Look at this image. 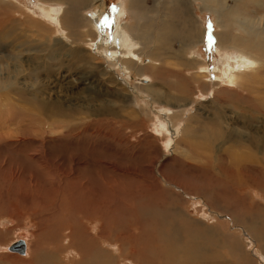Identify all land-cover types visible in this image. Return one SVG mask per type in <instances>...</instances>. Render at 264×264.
<instances>
[{
  "label": "rangeland",
  "instance_id": "1",
  "mask_svg": "<svg viewBox=\"0 0 264 264\" xmlns=\"http://www.w3.org/2000/svg\"><path fill=\"white\" fill-rule=\"evenodd\" d=\"M73 1L0 2L6 25H0V264H75L67 238L73 230H87L97 240L94 253L103 251L108 264H150L145 254L154 250V264H264V65L243 71L237 89L214 85V70L224 74V62L245 53L217 50L221 15L254 20L261 31V4L142 0L134 12L129 0H88L87 10ZM44 5L65 8L62 28ZM92 13L134 37L147 30L134 68L87 47L90 36H77ZM167 23L171 32H164L160 54L155 33ZM234 30L231 40L243 39L247 51L246 35ZM111 34L100 28L96 39L109 44ZM188 53L205 64L213 85L178 80V72L185 77L195 70L184 61ZM215 128L233 140L207 151L188 139V132ZM254 132L262 136L258 150L248 143ZM246 147L259 163L239 160ZM98 203L107 206L103 223ZM167 238L170 254L159 250ZM19 241L24 248L11 250ZM233 244L243 259L229 256Z\"/></svg>",
  "mask_w": 264,
  "mask_h": 264
},
{
  "label": "bare ground",
  "instance_id": "2",
  "mask_svg": "<svg viewBox=\"0 0 264 264\" xmlns=\"http://www.w3.org/2000/svg\"><path fill=\"white\" fill-rule=\"evenodd\" d=\"M57 1H63V0H57ZM127 1V0H126ZM183 1V0H182ZM203 1V2H202ZM1 3H5V0H0ZM88 0H74L73 3H75V5H82L83 8L85 10L88 9V5L89 3H87ZM186 2V1H185ZM201 2L203 3V5H206L208 3H210L209 0H201ZM254 2H258L261 4V6L263 7L264 9V0H253V3ZM214 3V2H213ZM51 4V3H50ZM66 4V3H65ZM70 4V3H69ZM88 4V5H87ZM91 5H94V4H99V5H102V1L100 0H91ZM129 4H130V8L134 10V12L136 11V9H134V7L136 8V6H141L142 5V0H129ZM212 4V3H211ZM72 5V4H71ZM214 5L217 7V3H214ZM58 6V5H57ZM86 6V7H85ZM38 7V6H37ZM186 7V6H184ZM210 7V6H209ZM41 9V8H40ZM42 9L44 11H46V13H48L49 16L47 17H54V18H57L58 21H59V24L61 25L60 27L62 28V22H63V18L65 16V8L63 6H60V9L61 11H58L57 10H53L54 8H49L47 7L46 5L42 6ZM129 11V10H128ZM219 11V10H218ZM81 12V10H80ZM130 12V11H129ZM24 13V12H23ZM43 13V12H41ZM132 13V12H131ZM218 13V12H217ZM45 14V12H44ZM143 14V13H142ZM219 14V13H218ZM47 15V14H46ZM80 15H83V14H80ZM132 15H135L132 14ZM232 13H229V14H225V15H221V19L224 20L223 23H220L218 26L221 27L222 29V33L219 34L218 36H215L216 38V47H217V50L220 52V51H223L225 50L224 52H226L227 49H234L235 52L237 53H242L245 52L242 55H235V56H232L234 59L232 60V63L230 64L228 61H225L224 64H225V73L224 74H221V73H218V71L215 69L214 71L216 72V76H214V80H215V84L214 85H217L216 88L218 87L220 89V91H224V92H227L229 90H231V88H229V85H232V86H236V89L239 88L238 86V81L241 77V75L243 74V71H252V72H258L257 70L259 69H263V65H264V62H263V58H264V27L261 26V31H255L254 27H256L255 25L253 26V23H254V20H249V19H241V16H235L236 18L235 19H231V16ZM91 18H88L87 20L85 19V25L83 26H79V32L77 33V36H84L86 38H88L89 36L91 37V39H89L86 44H87V47H93V46H97V48L99 49H102L103 52L105 53V55L107 56H110L114 59H117L119 60L121 63H124V66H125V63L129 64L131 68H134L136 66V63H137V60H138V52L143 50L145 48V45L143 43L147 41V38H145V33L147 32V30L144 32H141V35L143 34V37L141 36L140 38H138L137 36L134 37L131 33H129L128 30H124L122 29V27L119 25V24H116L114 23L113 26L110 28V30L112 31V34L110 35V45L108 43H104V41L101 42V39L99 41H97L96 38H98L96 35L100 28H98V23L100 21V17L98 16V14H95V13H92L91 14ZM138 16V15H137ZM141 17V15H139ZM168 17V16H167ZM79 18V17H78ZM40 19V18H39ZM136 19V18H135ZM218 19V18H217ZM41 20V19H40ZM137 20V19H136ZM135 20V21H136ZM134 21V22H135ZM52 22V21H51ZM118 22V20H117ZM147 22V21H146ZM164 22V21H163ZM4 20L3 21H0V25L1 26H6L4 24ZM136 23V22H135ZM166 23V22H165ZM79 24V23H78ZM142 26L141 28L143 27V24L142 22L140 23ZM145 24V23H144ZM74 25V24H73ZM138 25V24H137ZM168 23L167 24H163V25H160L159 29L157 30V32L155 33L157 38L156 39V42L157 44L159 45L158 47V50L160 51L159 53L162 54V50L164 49V46L166 45V39H165V35H164V32H171L170 31V28ZM171 25V24H170ZM197 24H195L194 26H196ZM123 26V25H122ZM138 27V26H137ZM80 28H81V31L80 32ZM139 28V27H138ZM137 28V29H138ZM147 28V27H146ZM194 28V27H193ZM232 29L233 31H235L234 29H238L242 32H244V34L246 35L247 37V41L249 43V46L250 48L247 49V51H245L246 47H244L245 45V42L244 41H241L243 39H241L240 37L238 36H235L233 38V40H231V32H232ZM134 30V29H133ZM141 30V29H139ZM142 31V30H141ZM188 31V30H187ZM237 31V30H236ZM132 32V31H131ZM138 32V31H137ZM140 32V31H139ZM241 32V33H242ZM95 34V35H94ZM237 34V33H236ZM151 35V34H149ZM242 35V34H241ZM244 35V36H245ZM70 37V36H69ZM101 38V37H100ZM241 40H240V39ZM0 39H3V34L0 32ZM72 39V38H71ZM104 40V38H103ZM106 40V39H105ZM143 40V41H142ZM202 40V39H201ZM230 40V41H229ZM232 41V42H231ZM140 42H142L143 44H141ZM199 42V41H198ZM100 43V44H98ZM108 44V46H107ZM139 45L141 48H139ZM148 45V44H147ZM151 44H149L150 46ZM58 48V47H56ZM152 48V47H151ZM167 48V47H165ZM146 49V48H145ZM222 49V50H221ZM97 50V49H96ZM151 49H149L150 51ZM157 51V50H156ZM165 51V50H164ZM233 52V51H232ZM101 54V53H100ZM103 54V53H102ZM152 54V53H151ZM154 54V53H153ZM159 54V55H160ZM76 58H79L81 57L80 53H75L74 54ZM189 57L187 58V61L184 59V61L189 64L190 66V63H193L195 64V67L192 66L194 70L193 72V75L192 76H185L183 77L181 72H178L177 76L178 77V80L181 79L184 81V79L191 83L192 85H194L196 88H201V89H206V87L210 86V85H213V83L209 82L210 79H208L209 77H207V74L204 72L206 69L203 65V62H201L199 60V58H192L190 56V53H188ZM191 57V58H190ZM227 57V55H226ZM109 58V57H107ZM229 58V57H228ZM105 59V58H104ZM109 61V59H108ZM139 61V60H138ZM222 61V60H221ZM231 61V60H230ZM155 62V61H154ZM118 63V62H117ZM150 63V62H149ZM177 64V63H176ZM147 65V64H146ZM179 65V64H178ZM184 68V65L181 64ZM223 65V64H222ZM152 66V65H151ZM150 67V66H149ZM126 69V68H125ZM133 70V69H132ZM251 73V72H250ZM247 75V74H246ZM252 75V74H251ZM259 76V75H258ZM248 77V76H247ZM184 78V79H183ZM253 78V77H252ZM256 78V77H255ZM244 79V77H243ZM242 79V80H243ZM222 80H225L224 83H222ZM245 80V79H244ZM177 82V81H176ZM240 82V81H239ZM7 84V83H6ZM175 84V82L173 83V85ZM244 85V83H243ZM188 86V85H187ZM190 87V86H189ZM212 87V86H211ZM235 88V87H234ZM181 90H178L179 93H182L180 92ZM206 91V90H205ZM212 91V90H211ZM185 92V91H184ZM160 93H155L153 99L155 100H159L160 99ZM164 94V92H163ZM163 96V95H162ZM181 96L177 97V99H180ZM168 98V96L166 97V99ZM183 99V98H182ZM170 115L167 113V117H169ZM169 119V118H168ZM172 119V118H171ZM170 119V120H171ZM176 123L178 121H175ZM161 126V125H160ZM181 126V123L180 125H178V127ZM250 126V125H249ZM204 127V126H202ZM164 128V127H163ZM176 128V127H175ZM201 129V128H200ZM211 129V128H210ZM254 129V128H253ZM162 130V129H161ZM167 130V129H166ZM158 131V130H157ZM160 131V130H159ZM188 131V130H187ZM201 131V130H200ZM254 131V130H252ZM176 132V131H175ZM258 132H261V131H258ZM167 133V132H165ZM160 134V132H159ZM162 134V133H161ZM188 134V139H194L196 141V146H201L203 147L204 149H206L207 151H211L212 148L216 147L215 145L216 144H222V143H225L226 140L230 138L232 139L231 135L227 134V132H223L221 131L219 128H215V129H212V130H204L201 134H197V135H192L191 132V136L189 135V132L187 133ZM186 134V135H187ZM166 135V134H165ZM240 137V136H239ZM247 137V136H246ZM262 136H260L259 133L257 132H254L252 134V136L250 137V139L248 140V143L250 144L251 148L254 149V150H258L257 146L259 145V141L261 139ZM160 138V137H159ZM238 137H236L237 139ZM242 139V138H241ZM167 140V139H166ZM233 140V139H232ZM239 141H240V138H239ZM242 141V140H241ZM228 142V141H227ZM226 142V143H227ZM247 143V142H246ZM165 144V143H164ZM168 144V143H166ZM238 144V142H237ZM240 146H241V143L239 142ZM175 145V144H174ZM176 146V145H175ZM223 147V146H222ZM225 148V147H224ZM234 148V146H233ZM238 148V146L236 147ZM241 148H245V146L242 145ZM247 148V147H246ZM177 149V148H176ZM226 149V148H225ZM260 149V148H259ZM221 150V149H220ZM238 150V149H237ZM245 150V149H244ZM248 150V151H247ZM247 152L246 153H243L242 154V158L239 159L241 160L243 163H250L252 165V163H259L260 161L258 160V158L256 157L255 154L251 153L250 150L247 148ZM185 155V154H183ZM188 155V154H186ZM191 156V155H190ZM183 157V156H182ZM202 158V157H200ZM204 158V157H203ZM206 158V157H205ZM204 158V159H205ZM206 160V159H205ZM256 160V161H255ZM245 165V164H244ZM237 176L239 175V168L240 167H237ZM242 171V170H241ZM244 172V170H243ZM234 175V174H233ZM241 176V175H240ZM221 191V190H220ZM224 191H226V193L230 192V188L229 187H226L224 189ZM225 193V192H224ZM97 208H99L98 210H101L102 214L100 215V218L102 217L103 220H101V223H103L104 219H105V210L107 208V206H104V205H99L96 204ZM101 206V207H100ZM95 208L94 210L91 212L90 216L91 215H94L95 214ZM97 210V211H98ZM100 213V211H99ZM108 212H106L107 214ZM97 218V217H96ZM99 218V217H98ZM162 219H165L166 223L168 222V218L167 217H161ZM137 219V218H136ZM87 220V219H86ZM164 221V220H163ZM154 222V221H153ZM258 226V225H257ZM75 228V227H74ZM177 233V232H176ZM169 234V233H168ZM70 236H67V238H69L70 240V243L71 244V247L72 249L74 248L73 251L76 252L77 254V258L75 262V264H108L109 261L105 262L102 260V256L104 255V252L102 251L101 255H96L94 253V251L96 250L95 248V242L97 240H95V238L91 237V235L89 236L87 234V230L86 232L83 230H77L75 232V230H73L70 234ZM103 233H100V236L99 238L102 239V236ZM133 235V234H132ZM131 237V236H130ZM133 237V236H132ZM166 237H169L168 235H163V236H160V241L163 242L164 238ZM97 239V238H96ZM132 239V238H131ZM168 239V238H167ZM257 239V238H256ZM150 240V239H149ZM201 239L199 238V236H196L194 237V243H198V241H200ZM169 239L165 241V243H162V245L160 246V252L162 253V251H165L166 254H170L171 251H170V248L168 245H165V244H168L169 243ZM98 243V242H97ZM146 243V242H145ZM193 243V242H192ZM193 243V245H195ZM229 243V242H228ZM164 244V245H163ZM146 246V245H145ZM178 247H180V250L179 252L183 254H181V257L184 258L185 255H186V252H185V246L183 243H180V245H178ZM18 248V246H15V250ZM27 249V247H26ZM25 249V250H26ZM102 249V248H101ZM228 249H229V256L233 259H236V257H239L241 255V258L243 259L244 255L240 254L238 255V249L235 248V245L233 244L232 246H228ZM242 249V247L240 248ZM103 250V249H102ZM244 250V248H243ZM10 251V250H9ZM69 251V250H68ZM98 251V250H97ZM132 251V250H131ZM182 251V252H181ZM96 252V251H95ZM241 252V251H239ZM243 253V252H241ZM26 254V253H25ZM98 254V253H97ZM100 254V253H99ZM127 254V253H126ZM185 254V255H184ZM54 255V254H53ZM53 255L50 256L49 259H52L53 260ZM69 255V253H68ZM134 255H135V252H134ZM158 255V250H154V251H150L148 253L145 254V262L146 263H150V264H154L155 262V258L156 256ZM259 255V254H258ZM105 256V255H104ZM130 256V255H129ZM136 256V255H135ZM134 256V257H135ZM133 257V256H132ZM131 257V258H132ZM143 257V256H142ZM159 257V256H158ZM249 257V256H248ZM130 258V259H131ZM126 259V258H124ZM141 259V258H139ZM31 260V259H30ZM136 261V259H134ZM133 261V262H135ZM52 262V261H51ZM138 262V261H137ZM136 262V263H137ZM27 263V262H26ZM33 263V262H30V264ZM135 263V264H136ZM143 263V262H142ZM131 264V263H130Z\"/></svg>",
  "mask_w": 264,
  "mask_h": 264
},
{
  "label": "snow or ice",
  "instance_id": "3",
  "mask_svg": "<svg viewBox=\"0 0 264 264\" xmlns=\"http://www.w3.org/2000/svg\"><path fill=\"white\" fill-rule=\"evenodd\" d=\"M112 7L114 10L118 11V9H115V6H112ZM113 24H114L113 20L106 18V17H101L100 21L98 23V28H102V29L103 28H109L110 29L113 26ZM209 39L211 40L212 38L209 37ZM213 43H214V41H213Z\"/></svg>",
  "mask_w": 264,
  "mask_h": 264
},
{
  "label": "water",
  "instance_id": "4",
  "mask_svg": "<svg viewBox=\"0 0 264 264\" xmlns=\"http://www.w3.org/2000/svg\"><path fill=\"white\" fill-rule=\"evenodd\" d=\"M15 246H22V248H24V243L22 241L16 242L10 247V249L12 250Z\"/></svg>",
  "mask_w": 264,
  "mask_h": 264
}]
</instances>
